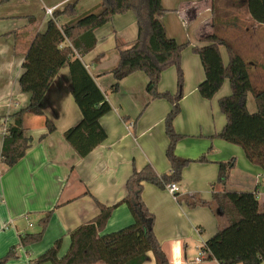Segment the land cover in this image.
I'll use <instances>...</instances> for the list:
<instances>
[{"label": "crops", "instance_id": "obj_1", "mask_svg": "<svg viewBox=\"0 0 264 264\" xmlns=\"http://www.w3.org/2000/svg\"><path fill=\"white\" fill-rule=\"evenodd\" d=\"M74 3L75 16L61 17L60 27L95 9L101 0H0V117L12 116L30 103V94L21 90L19 80L30 45L39 33L46 31L51 19L44 14L45 9L63 10ZM162 4L166 13L161 21L167 35L180 44H189L181 59L185 86L181 113L174 121L180 137L175 153L194 160L205 157L207 162H193L185 168L176 198L167 188L147 183L142 198L155 215L154 232L169 264H219L197 258L205 243L227 222L208 207L190 208L185 200L200 197L210 202L213 193L222 190L215 185L219 163L235 158L226 189H256L259 209L264 211V149L216 137L227 122L219 101L231 95V85L226 80L212 100L202 98L198 87L205 80V71L193 48L208 45L205 39L217 31L244 57L250 75H254V90L259 92L264 88V26L251 20L246 0H216V6L213 0H162ZM215 11L220 14L215 15ZM95 36L97 45L83 57V62L112 107L100 120L107 138L86 158H80L65 140V132L81 121L82 114L72 95L69 67L64 66L41 103L45 116L25 118L26 134L33 139L26 156L12 168L0 159V258L13 247L18 255L5 264H35L59 240L62 246L58 256L64 257L72 232L98 216L96 201L113 206L123 200L134 170L139 172L151 165L158 174L170 172L165 155V119L171 111L170 103L151 99L143 72L123 79L117 93L111 91L115 82L111 71L119 62L117 48L130 46L138 37L134 13L115 15L95 30ZM220 52L224 65H228L227 49L220 47ZM159 90L176 93L175 67L163 72ZM247 108L251 113L257 111L253 93L248 95ZM46 118L55 124L56 131L40 140L47 133ZM134 120L137 137L130 126ZM2 146L0 134V154ZM245 148L250 149V157ZM49 211L53 213L42 240L22 246L25 235L41 232L40 220ZM133 223L128 205L120 204L101 235ZM149 258L143 264H156L153 253H149Z\"/></svg>", "mask_w": 264, "mask_h": 264}, {"label": "trees", "instance_id": "obj_2", "mask_svg": "<svg viewBox=\"0 0 264 264\" xmlns=\"http://www.w3.org/2000/svg\"><path fill=\"white\" fill-rule=\"evenodd\" d=\"M213 3L216 6V0ZM75 8L74 3L55 11L46 31L39 33L30 45L19 80L21 90L30 94V103L12 116L0 117V120L10 121L8 131L3 135L1 161L12 168L26 156L33 139L26 134L25 118L27 115L45 116L41 103L55 77L66 65L73 84L72 95L82 119L65 132V140L80 158H86L106 140L107 133L100 120L112 111V107L85 66L83 57L97 45L96 29L106 25L115 15L133 12L137 20L138 37L130 46L117 48L119 62L111 71L115 79L111 91L117 93L123 79L143 72L148 78L146 91L151 99L170 103L171 111L165 119L168 139L165 155L170 163V172L158 174L151 165L139 172L134 170L127 181V194L123 200L113 206L96 201L98 216L72 232L70 248L64 257L58 256L62 246L59 240L35 264H143L150 259V252L156 264H169L154 232L155 215L146 206L142 193L146 183L161 189L171 183L179 184L183 171L192 162H207L205 157L193 161L175 153L180 137L175 131L174 121L181 113L180 102L184 97L185 86L181 59L189 44H180L167 35L161 21L166 13L162 0H101L95 9L60 27L58 20L63 16H75ZM246 10L253 22L264 26V0H246ZM216 14L220 13L215 11ZM205 41L208 45L193 48L205 71V80L198 87L201 97L212 100L226 80H229L232 90L231 95L219 101L227 122L216 137L230 142H243L248 148L264 149V88L255 92L248 64L232 42L217 31ZM220 47L228 51V65L223 63ZM171 67L177 70V91L174 94L160 92L162 74ZM250 93L254 94L257 104L254 113L247 108ZM45 126L47 133L40 140L56 131L55 124L48 118ZM133 129L136 137V123ZM248 148L245 149L250 157ZM235 163V158L219 163L215 185L222 190H216L210 202L195 197L186 199L185 203L190 208L208 207L215 215L221 214L227 222L201 248V251L206 252V260H216L219 264H264V211L259 209L257 190L234 192L226 189L229 173ZM120 204L128 205L134 223L117 232L101 235L113 210ZM52 213L47 212L40 220L41 232L22 238V246L27 247L42 240ZM17 256L16 248L13 247L0 258V264Z\"/></svg>", "mask_w": 264, "mask_h": 264}, {"label": "built area", "instance_id": "obj_3", "mask_svg": "<svg viewBox=\"0 0 264 264\" xmlns=\"http://www.w3.org/2000/svg\"><path fill=\"white\" fill-rule=\"evenodd\" d=\"M54 12H55V8H46L45 9V15L48 18H53ZM9 124H10V121L8 119L0 120V134L1 135H5L7 133ZM166 188L171 195H173L175 198L177 197L178 184L171 183V184L167 185ZM205 256H206V252L202 251L200 256L197 258V261H200Z\"/></svg>", "mask_w": 264, "mask_h": 264}, {"label": "rangeland", "instance_id": "obj_4", "mask_svg": "<svg viewBox=\"0 0 264 264\" xmlns=\"http://www.w3.org/2000/svg\"><path fill=\"white\" fill-rule=\"evenodd\" d=\"M44 14H45V12H44ZM251 79H252V81H254V75H251ZM220 108V107H219ZM135 123H137V120H134L133 121V124L132 125H130L132 128L134 127V124ZM137 125V124H136ZM133 133H134V129H133ZM138 136V130H137V127H136V137ZM220 139V138H219ZM185 159H190V160H193V161H196V160H194V159H191V158H185ZM193 163V162H192ZM191 163V164H192Z\"/></svg>", "mask_w": 264, "mask_h": 264}]
</instances>
